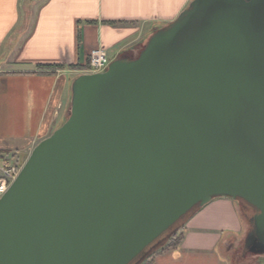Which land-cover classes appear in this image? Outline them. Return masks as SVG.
Wrapping results in <instances>:
<instances>
[{
  "label": "water",
  "instance_id": "water-1",
  "mask_svg": "<svg viewBox=\"0 0 264 264\" xmlns=\"http://www.w3.org/2000/svg\"><path fill=\"white\" fill-rule=\"evenodd\" d=\"M214 197L264 230V0H192L137 58L76 78L0 197V264H129Z\"/></svg>",
  "mask_w": 264,
  "mask_h": 264
},
{
  "label": "crops",
  "instance_id": "crops-1",
  "mask_svg": "<svg viewBox=\"0 0 264 264\" xmlns=\"http://www.w3.org/2000/svg\"><path fill=\"white\" fill-rule=\"evenodd\" d=\"M190 1L0 0V161L32 150L67 118L72 84L92 49H104L110 61L137 58ZM55 64L62 68L39 67ZM239 225L229 201L211 202L186 222L180 247L155 255L153 264H221L216 230Z\"/></svg>",
  "mask_w": 264,
  "mask_h": 264
},
{
  "label": "rangeland",
  "instance_id": "rangeland-1",
  "mask_svg": "<svg viewBox=\"0 0 264 264\" xmlns=\"http://www.w3.org/2000/svg\"><path fill=\"white\" fill-rule=\"evenodd\" d=\"M30 2L31 0H27V3ZM143 47L144 45L142 46L141 51L143 50ZM132 55L129 56L128 54L122 55L120 58H117V60L118 59L133 60L135 59L134 58L135 56ZM83 72L84 73L80 75L88 73L87 64ZM80 75H78L76 78H78ZM67 118L62 119V121H59L57 126L60 127L64 123V121L67 120ZM32 150L27 149L26 151L24 150L17 151L14 154L9 155L8 159L5 158L0 161V168L3 162L16 165L18 166V168H22V166L28 159ZM218 201H229L232 204V207L240 223L238 230L235 232L229 231V229H221L220 231L216 230V232L221 236L220 241L216 247L217 257L219 258L220 261H222L220 263L221 264H264V247L262 245L257 244L256 242L258 241V239H260V241L262 240L261 242L264 243V230L259 231L256 224V216L258 215L259 211L256 207H254L253 205H251L250 203L246 202L241 198L214 197L204 204L195 205L169 228L168 234H166L162 238H157L156 241H153L150 245H148L149 247H152L150 250L157 248L159 249V246H161L162 244L164 245L167 242L168 238L175 232L177 233L182 232L184 235L183 236L184 239L188 229L186 227V222L195 213L200 211L206 205H209L211 202H218ZM143 254L144 253L142 251V253L139 255H143ZM143 260L144 257L142 256L140 259H138L136 262L132 264H144Z\"/></svg>",
  "mask_w": 264,
  "mask_h": 264
},
{
  "label": "built area",
  "instance_id": "built-area-1",
  "mask_svg": "<svg viewBox=\"0 0 264 264\" xmlns=\"http://www.w3.org/2000/svg\"><path fill=\"white\" fill-rule=\"evenodd\" d=\"M110 63L107 52L102 48L92 49L89 53V59L87 63L88 73H99L106 70ZM0 171V197L7 191L11 183L18 175L20 168L16 165L2 163Z\"/></svg>",
  "mask_w": 264,
  "mask_h": 264
},
{
  "label": "trees",
  "instance_id": "trees-1",
  "mask_svg": "<svg viewBox=\"0 0 264 264\" xmlns=\"http://www.w3.org/2000/svg\"><path fill=\"white\" fill-rule=\"evenodd\" d=\"M40 69H59V68H62L61 65H40L39 66ZM70 68H75V66H70ZM169 232V229L167 231H165L160 237L158 238H162L164 237L166 234H168ZM183 233H173L167 240V242L161 246H159V249H152L150 250L152 247H149L147 246L144 250H143V255H138L136 257V259H134L133 261H131L129 264H132L134 262H136L138 259H140L142 256L144 257V264H153V257L152 256H155L157 254H161V253H165V252H169V251H172V250H175L177 249L181 243H182V240H183ZM157 240V239H156ZM155 240V241H156Z\"/></svg>",
  "mask_w": 264,
  "mask_h": 264
},
{
  "label": "flooded vegetation",
  "instance_id": "flooded-vegetation-1",
  "mask_svg": "<svg viewBox=\"0 0 264 264\" xmlns=\"http://www.w3.org/2000/svg\"><path fill=\"white\" fill-rule=\"evenodd\" d=\"M261 241H260V239H258V241H256V242H257V244L262 245L264 247V243H262Z\"/></svg>",
  "mask_w": 264,
  "mask_h": 264
},
{
  "label": "bare ground",
  "instance_id": "bare-ground-1",
  "mask_svg": "<svg viewBox=\"0 0 264 264\" xmlns=\"http://www.w3.org/2000/svg\"><path fill=\"white\" fill-rule=\"evenodd\" d=\"M21 169V168H20Z\"/></svg>",
  "mask_w": 264,
  "mask_h": 264
}]
</instances>
